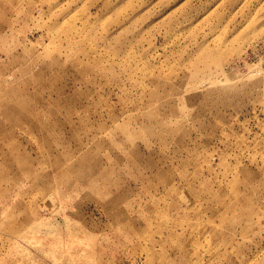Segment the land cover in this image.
Masks as SVG:
<instances>
[{"label":"rangeland","instance_id":"obj_1","mask_svg":"<svg viewBox=\"0 0 264 264\" xmlns=\"http://www.w3.org/2000/svg\"><path fill=\"white\" fill-rule=\"evenodd\" d=\"M0 264H264V0H0Z\"/></svg>","mask_w":264,"mask_h":264}]
</instances>
